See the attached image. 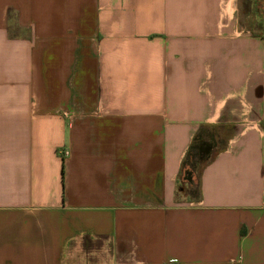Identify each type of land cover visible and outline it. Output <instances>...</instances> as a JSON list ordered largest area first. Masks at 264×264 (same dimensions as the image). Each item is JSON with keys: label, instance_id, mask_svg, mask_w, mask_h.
Masks as SVG:
<instances>
[{"label": "crops", "instance_id": "0c3cea01", "mask_svg": "<svg viewBox=\"0 0 264 264\" xmlns=\"http://www.w3.org/2000/svg\"><path fill=\"white\" fill-rule=\"evenodd\" d=\"M259 2L0 0V264H264Z\"/></svg>", "mask_w": 264, "mask_h": 264}, {"label": "trees", "instance_id": "16d2710c", "mask_svg": "<svg viewBox=\"0 0 264 264\" xmlns=\"http://www.w3.org/2000/svg\"><path fill=\"white\" fill-rule=\"evenodd\" d=\"M209 128H216L217 131L212 129L213 135H210L211 132L208 131ZM227 134V129H224L223 127L205 124L199 126L197 131L194 133L183 157L179 174V179L187 184L189 188L188 192L192 196L196 197L197 195L196 182L199 177L200 170L224 146L225 136H227ZM217 139L221 142L219 147L217 144L213 143L216 142ZM210 140H212V143H210ZM210 149L212 150L208 152ZM191 153L192 157H195L193 160Z\"/></svg>", "mask_w": 264, "mask_h": 264}, {"label": "rangeland", "instance_id": "374dc122", "mask_svg": "<svg viewBox=\"0 0 264 264\" xmlns=\"http://www.w3.org/2000/svg\"><path fill=\"white\" fill-rule=\"evenodd\" d=\"M240 10H241L240 16H239L240 21L244 24L249 23L253 29H257V22L259 20L260 15H261L260 14L261 5H260L259 0H240ZM253 31H255V30H253ZM212 129L217 131L216 128H212ZM212 129L209 128V130H208L211 132L210 135H213ZM210 135H209V137H210ZM210 143H212V140H210ZM213 143L217 144L218 147H219V145H221V142L219 141V139H217V141L213 142ZM211 150L212 149L208 150V152H210ZM191 157H192V153H191ZM193 159H195L194 156L192 157V160ZM182 183H184V182L182 181ZM184 187H186V184L183 185V188Z\"/></svg>", "mask_w": 264, "mask_h": 264}]
</instances>
